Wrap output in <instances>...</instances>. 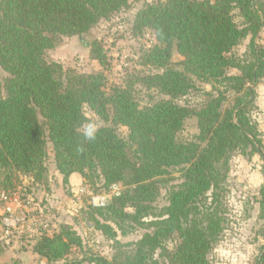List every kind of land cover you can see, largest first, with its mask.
Returning a JSON list of instances; mask_svg holds the SVG:
<instances>
[{
    "label": "trees",
    "instance_id": "16d2710c",
    "mask_svg": "<svg viewBox=\"0 0 264 264\" xmlns=\"http://www.w3.org/2000/svg\"><path fill=\"white\" fill-rule=\"evenodd\" d=\"M129 1L0 0V70L5 73L3 78L0 71V185L13 189L21 174L43 178L51 144L57 170L66 180L79 173L93 185L103 181L105 188L119 182L131 185L106 206L94 208L104 221L114 220L124 234L130 230L126 223L152 229L136 242L122 243L114 227L93 217L97 228L115 240V251L111 259L91 260L211 264L209 253L226 220L224 192L232 152L257 153L264 166L259 125L250 116L257 97L254 86L264 78V46L256 42L264 27V0L146 4L134 27L154 32L158 42L143 58L159 71L138 75L109 91L103 72L65 70L47 59L62 37L82 36L129 6ZM248 36L249 50L242 59L234 49ZM88 45L93 59L108 68L102 43L96 39ZM175 52L183 59L173 61ZM231 68L240 73L229 74ZM199 82L210 89H201ZM137 83L169 99L142 107ZM194 89L201 90V105L176 102ZM231 91L236 93L234 102L225 106ZM85 105L106 122L128 127V140L112 126L85 139ZM191 117L197 119L199 131L193 139L183 140L180 133ZM172 168L182 172L183 180L170 188L168 204L155 213L152 203L161 181L157 178ZM260 195L264 220V186ZM151 214L155 218L145 221ZM81 244L76 231L65 227L62 233L39 240L33 252L56 261ZM255 264H264V247Z\"/></svg>",
    "mask_w": 264,
    "mask_h": 264
},
{
    "label": "rangeland",
    "instance_id": "374dc122",
    "mask_svg": "<svg viewBox=\"0 0 264 264\" xmlns=\"http://www.w3.org/2000/svg\"><path fill=\"white\" fill-rule=\"evenodd\" d=\"M158 0H130L129 6L114 13L109 19L100 20L89 32L82 36H64L58 45L47 52V59L60 63L65 70L72 69L78 73L103 72L107 79L106 89L115 85H126L138 75L155 73L159 70L144 63V54L150 51L157 39L154 32L145 29L142 32L134 27L135 18L139 10L146 4ZM237 21H241L236 13ZM98 40L104 46L110 65L103 68L98 60L91 56L88 43ZM250 36L243 39L234 49V54L244 58L249 50ZM257 44L264 46V27L256 38ZM183 56L174 53L173 61H180ZM2 77L4 71L0 70ZM229 74H237L236 68L229 69ZM201 89H210L206 83H198ZM251 86V85H250ZM256 90L255 107L250 116L259 125L260 138L264 145V78L254 86ZM136 97L142 107L153 104L168 96L157 89H147L140 83L135 85ZM236 93H229L227 106L234 102ZM181 105L197 107L204 102L201 90L194 89L185 97L176 99ZM84 112L87 123L93 122L97 130L106 126L115 127L117 133L128 140L129 129L124 125H115L101 119L88 105ZM84 124V125H85ZM83 125V126H84ZM82 126V130H83ZM197 119L189 118L180 133L183 140H191L198 133ZM47 171L44 177L37 179L34 176L21 174L15 180L16 186L11 190L3 189L0 185V232L2 229L1 217L7 203L15 204V200L23 202L30 213L43 212V225L34 235H15L9 246L0 242V264H100L91 260L93 257H106L111 259L115 248V240L109 234L98 229L93 217L114 227L119 241L122 243L136 242L147 231L152 229L126 223V234L119 229L114 220L104 221L102 216L95 212L92 204L93 195H106L108 204L114 196L131 187L123 182L101 187L103 181L93 185L90 179H85L79 173H73L68 180L64 178L56 167L51 144H48ZM73 175V178H72ZM159 192L152 203L155 213H160L168 204L170 188L182 182V172L178 168L169 169V173L159 176ZM264 186V166L259 154L243 155L239 151L232 152L230 171L226 179L224 192L225 216L224 228L209 255L211 264H255L264 247V220L260 217V190ZM95 187H99L97 190ZM4 193L9 196L4 199ZM17 204V203H16ZM106 204V205H107ZM105 205V206H106ZM133 212V208L127 209ZM24 211V210H23ZM155 218L152 214L144 220ZM132 225L133 227H131ZM69 228L76 231L82 239L80 246H72L70 251L56 261H50L33 252L34 245L45 236H55ZM175 241L170 242V247L175 246Z\"/></svg>",
    "mask_w": 264,
    "mask_h": 264
},
{
    "label": "built area",
    "instance_id": "2783aa9c",
    "mask_svg": "<svg viewBox=\"0 0 264 264\" xmlns=\"http://www.w3.org/2000/svg\"><path fill=\"white\" fill-rule=\"evenodd\" d=\"M4 199L9 196L4 193ZM92 204L95 206L103 207L106 203V195H93ZM17 203V204H16ZM24 210V211H23ZM32 210V209H31ZM27 208V205L15 200V204L7 203L5 211L1 217L2 229L0 232V242L4 245L9 246L12 242V238L15 235H34L40 226L43 225L44 215L43 212L30 213L32 212Z\"/></svg>",
    "mask_w": 264,
    "mask_h": 264
},
{
    "label": "clouds",
    "instance_id": "9594fccd",
    "mask_svg": "<svg viewBox=\"0 0 264 264\" xmlns=\"http://www.w3.org/2000/svg\"><path fill=\"white\" fill-rule=\"evenodd\" d=\"M97 132V126L93 122H89L83 126V135L87 140H92L95 138Z\"/></svg>",
    "mask_w": 264,
    "mask_h": 264
},
{
    "label": "crops",
    "instance_id": "0c3cea01",
    "mask_svg": "<svg viewBox=\"0 0 264 264\" xmlns=\"http://www.w3.org/2000/svg\"><path fill=\"white\" fill-rule=\"evenodd\" d=\"M72 178H73V175H72ZM1 248V247H0Z\"/></svg>",
    "mask_w": 264,
    "mask_h": 264
}]
</instances>
